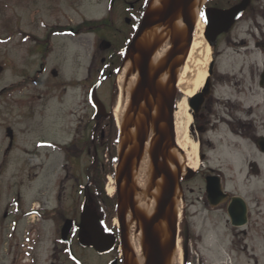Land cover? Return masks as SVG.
Returning a JSON list of instances; mask_svg holds the SVG:
<instances>
[{
  "label": "flooded vegetation",
  "instance_id": "flooded-vegetation-1",
  "mask_svg": "<svg viewBox=\"0 0 264 264\" xmlns=\"http://www.w3.org/2000/svg\"><path fill=\"white\" fill-rule=\"evenodd\" d=\"M120 1L123 7L117 12L111 9L115 0H109L110 9L100 19L80 22L75 27H67L66 31L55 30L51 33L68 37L82 32L98 34L97 37L93 35L90 63L86 75L81 79V104L61 110L62 114L74 117L73 122L64 123L63 127L59 124L56 128L63 130L66 138H43V148L48 147L62 156L59 169L44 172L43 204L30 203L24 210L26 207L20 204L19 192L16 193L17 200L10 203L18 217L11 219L9 230L13 232L22 218H26L24 222L28 227L21 234V239L13 240L10 233L5 248L6 264H176L174 251L177 238L183 233L187 217L185 212L190 204L195 203L186 198L187 193L193 192L189 182L195 179L201 183L203 192L202 197L197 198V203L204 206L207 214L214 212L223 216L229 233L227 239L208 241H214L221 247L223 260L213 257L208 250L207 254L211 256H207L196 249V245L192 249L189 244L191 236L187 235L183 240L180 263L256 264L255 253L248 247L249 242L253 245L256 224L253 222L252 208L257 200L251 180L257 177L264 182V0L197 2L198 10L208 19L213 10L241 9L229 30L216 37V43L223 42L233 59L239 55L237 50H248L245 55L247 60L240 67L247 61L246 65L250 68L231 79L222 75L219 97H213L209 82V95L195 118L201 132L211 131L212 128L206 125L223 127V133L213 134L212 130V135H215L217 142H222L221 148L225 149L218 155L228 161L218 157L213 161L210 154L214 143L207 137L205 145L209 148L204 152L201 150L202 140L197 137L198 167L191 170L181 166L172 153V132L164 122L157 121L160 111L149 97L155 123L143 135V152L148 142L149 170L145 172L142 190L137 181L142 172L137 167L143 153L138 160L134 156L122 168V163L135 146V126L131 124L125 128L132 114L124 113L122 123L117 125L113 111L120 95L117 75L130 57L139 59L130 44L140 29L146 11L153 9L154 0ZM191 9L193 4L190 13ZM174 20L173 16L167 22L173 25ZM237 25L247 29L240 37L231 38L230 33ZM152 27L141 34L145 54V50L150 52L158 48V43L146 44L143 39ZM48 46V42H44L45 51ZM49 75L57 77L54 70H50ZM61 82L56 81L52 87L58 90ZM106 83L108 88L104 90ZM93 87L98 105L91 100ZM212 100L218 101L224 112L233 109L232 116L221 112L216 122H210ZM175 104L176 95L173 110ZM207 106L210 112L206 110ZM143 108L147 111L146 107ZM139 116L145 118L143 114ZM135 120L138 123L137 118ZM230 145L234 149L225 148ZM153 146L154 151L149 154V148ZM240 181L242 192L238 191ZM110 187L113 188L112 193H109ZM163 189L167 190L166 194H162ZM177 200L181 204L179 218ZM139 203H153L150 215ZM241 207L243 217H240ZM7 215V211H4L3 218ZM242 221L243 224H240ZM193 240L196 242V237Z\"/></svg>",
  "mask_w": 264,
  "mask_h": 264
},
{
  "label": "rangeland",
  "instance_id": "rangeland-1",
  "mask_svg": "<svg viewBox=\"0 0 264 264\" xmlns=\"http://www.w3.org/2000/svg\"><path fill=\"white\" fill-rule=\"evenodd\" d=\"M108 2L109 0H0V264H6L8 260L5 248L10 233L13 240L21 239V234L28 227L24 222L26 218H22L17 222L13 232L9 230L11 219L18 217L10 205L13 200H17L16 193L19 192L21 195L20 204L23 208L26 207L24 210L30 203L43 204L44 172L60 168L62 156L48 147L43 148V138L57 140L66 138L63 130L56 128L59 124L63 127L64 123L73 122L74 117L62 114L61 110L75 108L81 104L83 94L81 79L86 75L93 51L94 36L97 37L98 34L82 32L75 37H68L51 33L56 32L55 30L66 31L67 27H75L80 22L100 19L105 11L110 9ZM122 7V2L115 0L111 9L117 12ZM198 15L201 17L200 10ZM246 29L247 27L237 25L231 31L230 37H240L239 35L244 34ZM105 34L103 31V35ZM160 35L163 37V34ZM44 42L49 44L46 51ZM225 47L223 42L216 43L213 48L209 46L210 55L216 60L209 79L214 98L221 94L222 87L219 81L223 76L227 75L231 79L250 68L246 65L247 61L240 67L243 61L247 60L245 55L248 50H237L239 55H235L236 59H233L231 51ZM208 65L209 62L206 73ZM50 70H54L57 77L50 76ZM79 79L80 81H77ZM224 80L227 78L224 77ZM56 81H62L58 90L52 87ZM107 88L106 83L103 89ZM183 97V92L177 88L176 102ZM212 101L214 104L209 121L216 122L224 110L218 101ZM206 110L209 111L208 106ZM232 111L233 109H230L224 113L232 116ZM198 125V120L192 119L190 131L192 139L196 140L198 137L200 141L202 140L201 150L204 152L208 150L209 147L205 145L208 137L214 143L211 159L214 161L218 157L228 161L218 155L225 149L221 148L222 142H217L215 135H212V130L213 134L223 133V127L219 128L216 124L213 127L206 125L212 128L211 131L201 132ZM231 127L234 129L233 124ZM7 128L13 135L9 147ZM225 148L232 150L234 146ZM251 184L254 186V197L257 200L252 208L253 222L256 224L253 245L249 242L248 248L253 249L256 264H264V182L254 177ZM239 186L238 191L242 192L241 181ZM189 187L193 192L187 193L186 198L192 199L195 203H189L190 206L185 212L187 217L183 224L182 236L179 237L181 251L183 252V240L189 235L192 249L196 245L198 246L196 249L203 251L204 254H207L208 250L213 257L223 260L221 247L214 241L210 243L208 241L227 239L229 232L226 230L225 218L219 213L207 214L204 206L197 203L199 202L197 198L203 195L201 183L197 179L189 182ZM4 211L8 214L5 218ZM194 237L197 239L196 242L193 240ZM180 261L181 259L176 264H181Z\"/></svg>",
  "mask_w": 264,
  "mask_h": 264
},
{
  "label": "water",
  "instance_id": "water-1",
  "mask_svg": "<svg viewBox=\"0 0 264 264\" xmlns=\"http://www.w3.org/2000/svg\"><path fill=\"white\" fill-rule=\"evenodd\" d=\"M194 0H162L160 2V7L148 9L143 16L140 29L135 35L134 39L130 44V48L137 53L139 59L130 57L128 60L131 62L133 69L136 71L138 77L135 87L130 93V103L127 107L126 112H131V121L125 124V128L129 125L135 126V146L133 147L130 155L123 162L124 168L131 159L135 156L136 159L143 153L144 146V132L154 125L155 119L152 114V104L148 101L149 97L154 105L159 109V117L157 121L164 122L165 127L172 132L173 144L175 143V132H174V120H173V102L176 94L177 87V68L185 62V58L191 46L193 39V31L195 26L194 18L190 13V6L193 4ZM238 7H232L228 10H213L210 18L204 16L205 26L203 30V36L206 39L210 47H214L216 43V37L229 30L233 22L238 18L240 13ZM179 18L185 25V30L176 32V35L172 39L173 35L169 36V47L164 54L160 63L150 70L149 63L154 51L146 54L143 52V43L141 41L142 32L154 25L165 26L166 22L171 17ZM178 19V18H177ZM222 21V22H221ZM183 47L180 48V46ZM179 56H182L179 58ZM214 61L211 60L208 65L207 73L210 76L212 73ZM166 74V82L164 84L160 83V77ZM94 87L92 88L91 100L95 105H98V101L94 98ZM209 80L208 77L205 79L202 89L189 98L188 107L189 113L191 114L193 120L196 118L197 112L201 109V106L205 98L209 95ZM94 99L96 100L94 102ZM142 104L146 107L145 111ZM167 113V114H166ZM139 114L145 115V118H140ZM167 115V117H165ZM135 118H137L138 123ZM6 136L9 139V146L12 140V131L7 128ZM154 151V146L149 148V154ZM175 165L178 167L177 162ZM208 190V189H207ZM166 189H163L162 194ZM229 216L232 219L231 214ZM243 217V209L241 207V215ZM245 221V218H244ZM242 221L240 224H243Z\"/></svg>",
  "mask_w": 264,
  "mask_h": 264
},
{
  "label": "bare ground",
  "instance_id": "bare-ground-1",
  "mask_svg": "<svg viewBox=\"0 0 264 264\" xmlns=\"http://www.w3.org/2000/svg\"><path fill=\"white\" fill-rule=\"evenodd\" d=\"M198 0L193 2V9H191V15H194L195 29L193 33V39L191 42L190 49L185 58V62L177 68V88L183 92L184 97L176 102L174 108V132H175V143L176 146L172 147V153L175 155L178 163L183 167H189L191 170H195L198 167V143L195 138L192 139L191 136V115L188 110L187 99L195 95L200 91L203 86L204 80L207 76L206 66L211 59V51L206 39L203 36L204 22L197 13ZM160 5V0H154L152 7L157 8ZM175 20L173 25L171 22H167L165 26L154 25L148 33L143 37L146 44L158 43V48L153 50L149 63L150 70L155 68L162 60L164 54L170 46L169 41L174 38L176 31H184L185 25L179 19V15L174 17ZM178 18V19H177ZM171 25V26H170ZM173 35L172 39L169 36ZM163 34V37L160 35ZM150 51V50H149ZM147 52V51H146ZM150 53V52H148ZM182 56H179L181 58ZM204 57V58H203ZM137 73L133 69L131 62L128 60L125 62L123 68L119 71L117 75V85L120 91L119 101L116 108L113 111L114 119L117 125L121 124L124 119V113L130 103V93L135 87L137 81ZM166 82V74L160 77V83L164 84ZM142 107H145L142 105ZM144 109V108H143ZM148 142L146 143L145 150L142 154L141 162L137 169L142 172L140 176L137 177L139 189H143L144 181L143 178L146 175V171L149 170V161L147 155ZM113 188H109V193H112ZM153 202V201H151ZM176 208L178 218L180 216L181 204L177 200ZM140 207L146 209L147 214L150 215L153 207V203L142 204L139 203ZM174 257L179 263L181 259V243L179 238H177V243L174 251Z\"/></svg>",
  "mask_w": 264,
  "mask_h": 264
}]
</instances>
